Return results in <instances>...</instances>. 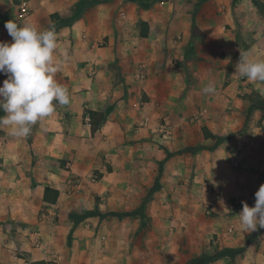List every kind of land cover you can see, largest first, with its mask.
Wrapping results in <instances>:
<instances>
[{"label": "crops", "instance_id": "obj_1", "mask_svg": "<svg viewBox=\"0 0 264 264\" xmlns=\"http://www.w3.org/2000/svg\"><path fill=\"white\" fill-rule=\"evenodd\" d=\"M216 1L227 2L209 3ZM188 2L30 0L45 13L44 28L56 26L55 79L70 103L57 104L26 137L0 127V264H186L168 244L147 242L143 227L149 217L173 223L192 206L181 190L193 186L203 157L219 176L218 209L233 210L232 197L254 206L264 184V111L247 95L264 99V82L239 77L235 65L228 73L230 41L221 42L222 69L182 66L193 41ZM255 8L262 19L246 20L255 29L250 51L264 58V13ZM209 81L216 91L206 95ZM87 110L105 115L94 134ZM46 187L59 191L56 203L44 201ZM242 207L225 217L222 248L232 264H264V228L251 243L253 232L238 220Z\"/></svg>", "mask_w": 264, "mask_h": 264}, {"label": "rangeland", "instance_id": "obj_2", "mask_svg": "<svg viewBox=\"0 0 264 264\" xmlns=\"http://www.w3.org/2000/svg\"><path fill=\"white\" fill-rule=\"evenodd\" d=\"M22 1L24 0H0V41L11 42L12 38L4 27L5 22L11 19L18 25L31 22L38 25L41 30L45 29L43 26L45 13L35 11L33 5L29 4L30 0H26L29 1V14L26 17L20 16ZM188 3L192 8L189 12L193 18V41L187 48V58L190 59L182 61V66L201 68V65L214 63L217 64V69H222V60L227 56L225 43L230 41L234 51L232 50L229 64L224 65L229 73L239 59V50L250 51L255 41L252 36L255 29L246 25V20L262 19V16L250 0L216 1L214 4L209 3V0H189ZM222 40L225 43H221ZM4 76L5 74L0 73V82ZM191 76L195 77V75ZM197 78V83H200L199 77ZM195 149L204 152L202 149H206V145L195 146ZM207 159V157H203L200 163L201 170L193 173V177L196 179L193 186H183L181 190L182 194L186 192L185 194H190L194 199L190 203L192 206L189 205L187 211L182 209V213L179 211L181 215H176L178 220L173 223L171 217L169 221L149 217L143 228L146 229L148 226L149 238L147 242L154 245L155 248L159 244H168L172 249L170 253L179 254L182 262L186 261V264L200 263V261L204 264H214L221 260L232 264L235 256L223 249L225 248L223 247L224 241L220 239L219 230L227 228L230 223L228 224L225 217L241 209L243 204L236 202L237 199L232 197L229 200L232 207L228 206V208L233 210L229 211L225 208L222 211L216 207L218 199H214V193L221 195L222 192L221 190L217 191L220 188L219 183L216 182L219 176L216 175V172L207 169ZM220 174L221 170H219ZM182 177L181 185L185 183L184 176ZM225 238L228 237L225 236ZM101 239L103 240V238ZM259 239V237H254L250 242L257 244ZM159 254H165V250L159 251ZM16 256L21 257L22 255L17 252Z\"/></svg>", "mask_w": 264, "mask_h": 264}, {"label": "clouds", "instance_id": "obj_3", "mask_svg": "<svg viewBox=\"0 0 264 264\" xmlns=\"http://www.w3.org/2000/svg\"><path fill=\"white\" fill-rule=\"evenodd\" d=\"M4 27L11 42L0 41V73L7 78L0 86V127H7L9 135L17 138L30 134L32 126L51 116L57 104L70 103L66 87L55 79L60 68L55 58L57 32L55 24L41 28L31 22L18 25L13 19ZM235 73L249 81L264 82V58L251 51L239 50ZM214 94L216 86L209 81L202 89ZM223 204V200L220 201ZM238 220L242 230L255 232L264 228V184L255 193V204L242 202Z\"/></svg>", "mask_w": 264, "mask_h": 264}, {"label": "trees", "instance_id": "obj_4", "mask_svg": "<svg viewBox=\"0 0 264 264\" xmlns=\"http://www.w3.org/2000/svg\"><path fill=\"white\" fill-rule=\"evenodd\" d=\"M252 2L254 3V5L261 11L264 13V1L263 0H252ZM74 17L71 18H67L65 20H63L64 24L70 23L71 21H73ZM143 25V31L141 32V35L143 37H146L148 35V24L146 22H142ZM250 100L258 107H260L263 111H264V99L261 98L260 94L253 92L252 94H248L247 95ZM87 113L89 114L90 117V125H91V130L92 133L94 134L99 127L101 126V124L103 123L104 119H105V115L102 112H98V111H94V110H87ZM203 130L205 131V136H209L212 134L209 132H206V128L203 127ZM3 132L0 130V139L3 138L2 136ZM59 197V191L50 187H46L45 188V192H44V201L47 204H54L56 203V201L58 200ZM46 208V205L43 206V209ZM261 232V228H259L257 231L253 232L251 234V238H254L258 235H260ZM200 263H202V261H200ZM195 264H199L195 262Z\"/></svg>", "mask_w": 264, "mask_h": 264}, {"label": "built area", "instance_id": "obj_5", "mask_svg": "<svg viewBox=\"0 0 264 264\" xmlns=\"http://www.w3.org/2000/svg\"><path fill=\"white\" fill-rule=\"evenodd\" d=\"M29 5H28V2L26 1V0H24V1H22V4L20 5V16L21 17H26L28 14H29ZM87 120L90 122V117L88 116L87 117ZM233 165L234 166H238L239 165V163L237 162V161H235V162H233ZM69 183L70 184H74V180L71 178L70 180H69ZM54 264H55V262H54Z\"/></svg>", "mask_w": 264, "mask_h": 264}]
</instances>
